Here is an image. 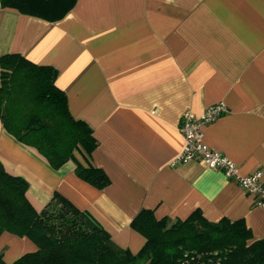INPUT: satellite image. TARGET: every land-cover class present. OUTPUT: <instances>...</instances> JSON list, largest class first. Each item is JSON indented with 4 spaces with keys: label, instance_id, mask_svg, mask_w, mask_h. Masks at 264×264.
Listing matches in <instances>:
<instances>
[{
    "label": "crops",
    "instance_id": "1",
    "mask_svg": "<svg viewBox=\"0 0 264 264\" xmlns=\"http://www.w3.org/2000/svg\"><path fill=\"white\" fill-rule=\"evenodd\" d=\"M4 53L57 70L68 111L97 140L90 163L110 179L92 185L74 160L50 167L0 121V161L27 180L37 209L58 192L132 253L145 241L130 225L141 209L171 220L195 209L209 221L243 219L251 241L264 238V207L233 178L197 159L172 164L184 145L182 113L222 103L226 111L202 125L203 142L240 174L264 178V0H76L55 21L0 3ZM36 248L0 234L6 264Z\"/></svg>",
    "mask_w": 264,
    "mask_h": 264
},
{
    "label": "trees",
    "instance_id": "2",
    "mask_svg": "<svg viewBox=\"0 0 264 264\" xmlns=\"http://www.w3.org/2000/svg\"><path fill=\"white\" fill-rule=\"evenodd\" d=\"M76 0H0L3 7L49 21L62 18ZM57 70L37 64L20 53L0 55V121L19 143L35 150L48 165L68 160L76 174L102 188L107 174L90 163L97 146L90 126L72 117L66 95L55 83ZM78 151L87 161L83 166ZM28 182L0 161V234L28 237L37 248L11 264H264V238L251 241L243 219L209 221L199 209L184 219L156 218L141 209L130 225L144 244L136 253L115 244L110 234L86 211L54 192L37 209L26 191ZM0 264L2 261L0 254Z\"/></svg>",
    "mask_w": 264,
    "mask_h": 264
},
{
    "label": "built area",
    "instance_id": "3",
    "mask_svg": "<svg viewBox=\"0 0 264 264\" xmlns=\"http://www.w3.org/2000/svg\"><path fill=\"white\" fill-rule=\"evenodd\" d=\"M225 111L224 104L216 103L208 106L198 116L189 111L183 112L179 121V129L183 135L184 145L172 164L197 159L210 168L222 171L226 177L233 178L246 193L253 197L256 205L264 207V178H262V172L255 170L251 173L240 174L232 160L203 142L202 125L213 121ZM180 264H186V262L183 261Z\"/></svg>",
    "mask_w": 264,
    "mask_h": 264
}]
</instances>
